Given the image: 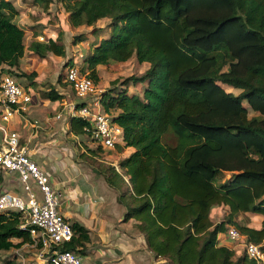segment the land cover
Listing matches in <instances>:
<instances>
[{"label": "trees", "instance_id": "16d2710c", "mask_svg": "<svg viewBox=\"0 0 264 264\" xmlns=\"http://www.w3.org/2000/svg\"><path fill=\"white\" fill-rule=\"evenodd\" d=\"M34 1L47 9L52 0ZM60 2L74 27L110 18L109 36L93 46L80 68L94 82L97 65L132 56L149 63L141 75L120 83H145L142 95L124 87L100 94L102 109L122 128L115 147L132 149L119 162L132 192L128 199L118 196L124 219L135 220L147 248L168 264H256L220 245L217 235L234 225L264 250V0ZM18 14L13 0H0V69L17 67L25 50L40 58L65 54L60 34L26 45ZM83 39L78 35L75 43ZM224 85L241 91L233 94ZM49 95L57 98L53 89ZM244 103L257 114L248 118ZM70 121L73 134L90 139L84 119ZM168 134L173 144L164 141ZM109 170L103 178L118 190L122 179ZM225 172L229 177L215 183ZM3 180L0 169V186ZM217 205L229 211L214 224L210 211ZM248 212L259 215L257 226L236 221ZM20 224V213L0 211V259L2 251L18 246L13 239L31 242ZM71 227L73 236L59 249L82 253L88 230L78 222Z\"/></svg>", "mask_w": 264, "mask_h": 264}, {"label": "crops", "instance_id": "0c3cea01", "mask_svg": "<svg viewBox=\"0 0 264 264\" xmlns=\"http://www.w3.org/2000/svg\"><path fill=\"white\" fill-rule=\"evenodd\" d=\"M24 2L25 0H13L19 11L15 19L21 25L24 21L32 20L29 17L35 10L34 5H26ZM29 33L32 35L34 31ZM35 35L38 37L39 34ZM37 57L39 58L36 54H24L17 69L21 68L28 74L29 68L35 65L40 67L43 64H37ZM3 68L7 66H2L0 72L4 71ZM35 82L26 85L20 83L30 94L31 100L22 115H15L11 120L3 122V127L17 131L21 139L28 141L31 157L46 171L53 185L61 192L59 209L67 221L71 224L78 222L88 230L89 241L85 242L82 253H79L84 264H168L166 259L156 257L147 248L143 235L133 227L135 220L124 219L125 209L118 201L117 190L110 187L103 177L92 171H85L74 156L73 147L76 143L65 139V136L74 137L76 142L79 136L71 131L69 113L60 107L66 102H79L81 99H71L67 93L64 94L60 85L53 89L57 98L52 99L49 95L52 89ZM68 87L73 90L70 85ZM58 113L61 116L56 118ZM1 134L0 131V140ZM131 151L132 149L125 150L122 157ZM3 173L17 183L14 185L15 189L7 188L5 179L12 180L6 176L0 186L1 191L23 193L17 176ZM222 239L223 233L218 236L219 244L232 248Z\"/></svg>", "mask_w": 264, "mask_h": 264}, {"label": "built area", "instance_id": "2783aa9c", "mask_svg": "<svg viewBox=\"0 0 264 264\" xmlns=\"http://www.w3.org/2000/svg\"><path fill=\"white\" fill-rule=\"evenodd\" d=\"M64 81L81 101L66 102L62 109L70 117H80L87 122L90 139L97 146L114 148L122 128L102 109L95 82L76 65L66 67ZM30 100V94L14 75L7 71L0 72V169L9 175H16L23 191H0V211L20 213V227L28 229L30 244L39 251L38 258L43 264H84L79 253L59 249L60 244L69 240L74 233L71 223L59 209L61 192L53 185L46 171L31 157L19 133L3 127V122L11 120L15 115H22ZM60 116L61 113H58L55 117ZM223 235L231 241H239L247 257L256 264H264V250L260 244L248 242L233 226H228Z\"/></svg>", "mask_w": 264, "mask_h": 264}, {"label": "rangeland", "instance_id": "374dc122", "mask_svg": "<svg viewBox=\"0 0 264 264\" xmlns=\"http://www.w3.org/2000/svg\"><path fill=\"white\" fill-rule=\"evenodd\" d=\"M20 1L22 2V0ZM24 3H26V5L30 4L35 6V10L32 14L33 16L30 15L29 17L30 20H32L30 21L28 18L30 22L24 21L23 25L20 24L25 29V44L28 45L33 40V38H37L35 35L36 33L37 35L39 34L38 39L40 36H57L60 34V42L64 45L65 54L63 56H56L53 53L48 52L45 58L37 57L39 59V63L37 61V64L43 65L40 67L35 65L33 68H29L28 74L25 73L21 68L17 69V67L3 68L4 71L14 75L19 83L23 85L29 84L30 82L36 83L35 81H38L41 83V85L50 89H54L57 85H60L63 87L64 94L67 93L71 99H75L76 95L74 91L71 90L70 87H68L69 84L64 81V71L66 67L69 66L68 64H74L79 68H85V56L91 52L95 44L99 43L102 38H106L110 34V18H101L91 26L83 24L74 27L70 24L68 20V13L64 10L60 0H52L47 9H43V4L41 1L35 2L34 0H25ZM32 30L34 33L30 35L29 31ZM78 35H82L84 39L75 43V37ZM24 54H29L30 56L34 55L33 53H30L29 50H25ZM148 67L149 63H139L135 56H132L130 59L123 62L110 61L107 64L97 65V81L95 84L97 85V89L100 94L108 89L124 87L130 94L142 95V90L145 83H129L124 86H121L122 84L120 83H122V81H124V79L130 75H141ZM224 69H226V67H224ZM33 71L35 72V75H31V72ZM224 88L233 94H238L241 91L240 89L232 88L227 85H224ZM244 105L248 109V118H251L257 114L256 112L252 111L246 103H244ZM62 107L63 106L61 105L60 109ZM65 139L76 143L75 147H73L75 148L74 156L78 159V163L84 166L83 168L85 171H92L96 175L103 177L105 171H107V173H111L109 169H115L122 179L119 183L117 192L121 195L122 199H128V197L132 194L129 177L125 175L122 169L119 167V162L124 157H126H122V152L124 151L118 149V147L110 149L100 147L99 150V146L85 137H77L76 142L74 137L67 138L65 136ZM164 141L173 144L175 142V138L172 134H168L164 136ZM22 142H25L26 144L28 143V141L24 139H22ZM68 144L71 145V143ZM6 176L7 175H4V178H6ZM7 177H9L8 179L12 180L10 176ZM227 177H229V173L225 172L218 176V178L215 180V183H219ZM5 181L7 188H16L15 186L17 182H15V180L7 181V179H5ZM228 211L229 209L227 206L217 205L211 209L210 218L214 224L219 223L225 219ZM259 220V215L250 212L240 213L238 216H236V221L239 224L244 225L257 226L259 224ZM228 226L234 225H227L226 228ZM223 236L225 237V235ZM222 240L228 242L232 249L237 252L235 256L245 254L239 241H231L226 238ZM13 241L15 243H19L18 246H14L8 251H2L0 259L1 261L12 258L14 260V264L44 263L40 258H38L39 251L35 247L31 246L30 243H20L16 239H13Z\"/></svg>", "mask_w": 264, "mask_h": 264}]
</instances>
